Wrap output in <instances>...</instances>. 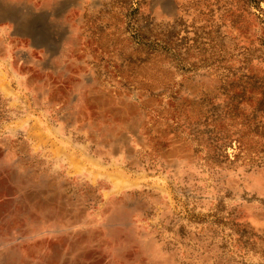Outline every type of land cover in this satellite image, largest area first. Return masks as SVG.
<instances>
[{"label": "rangeland", "instance_id": "1", "mask_svg": "<svg viewBox=\"0 0 264 264\" xmlns=\"http://www.w3.org/2000/svg\"><path fill=\"white\" fill-rule=\"evenodd\" d=\"M217 1L0 0V264H264L262 30Z\"/></svg>", "mask_w": 264, "mask_h": 264}, {"label": "trees", "instance_id": "2", "mask_svg": "<svg viewBox=\"0 0 264 264\" xmlns=\"http://www.w3.org/2000/svg\"><path fill=\"white\" fill-rule=\"evenodd\" d=\"M219 1L220 2L217 1L218 8L216 10L218 19H219L218 14L226 15L230 13L231 15H226L224 17H230L232 19V23L238 25V23L234 21L241 20L242 22H244V18L246 15H253L262 30L260 35H257L254 39H251L250 43L246 44L245 46H241L240 50H264V0H219ZM213 12L214 11L211 10L209 12V15H211V13ZM253 42L258 43L257 46H251ZM262 95L264 97V94Z\"/></svg>", "mask_w": 264, "mask_h": 264}]
</instances>
